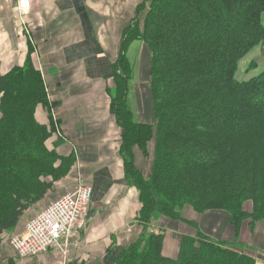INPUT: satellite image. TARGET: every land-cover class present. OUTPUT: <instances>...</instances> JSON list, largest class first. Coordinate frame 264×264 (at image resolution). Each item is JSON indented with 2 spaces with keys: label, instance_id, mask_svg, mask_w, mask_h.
Masks as SVG:
<instances>
[{
  "label": "trees",
  "instance_id": "trees-1",
  "mask_svg": "<svg viewBox=\"0 0 264 264\" xmlns=\"http://www.w3.org/2000/svg\"><path fill=\"white\" fill-rule=\"evenodd\" d=\"M263 47L264 0H146L138 6L107 91L122 134L124 177L138 192L143 229L111 264L264 260L242 240L245 229L254 235L264 227V69L254 59L248 78L239 77L241 62ZM143 53L149 56L153 123L138 120L134 102ZM39 106L47 110L49 126L39 123ZM52 110L30 57L0 74V246L75 161L56 152L62 140L52 151L46 145L55 130ZM137 150L151 159L148 170L137 167ZM186 207L201 215L226 213L231 237L205 233L183 217ZM166 222L195 231L181 237L176 258L163 254Z\"/></svg>",
  "mask_w": 264,
  "mask_h": 264
},
{
  "label": "crops",
  "instance_id": "crops-1",
  "mask_svg": "<svg viewBox=\"0 0 264 264\" xmlns=\"http://www.w3.org/2000/svg\"><path fill=\"white\" fill-rule=\"evenodd\" d=\"M19 1L0 0V74L24 65L28 57L33 60L43 75L53 107L55 130L46 145L52 151L56 141L62 140L56 152L64 159L73 155L75 161L68 173L56 174L53 187L23 216L15 232L23 233L39 211L81 185L91 186L93 195L60 248L26 259L19 258L15 251L0 250V264L10 259L15 264H111L139 239L143 229L137 220L142 208L138 192L124 177L122 134L111 113L107 88L113 84L112 66L119 58L124 30L146 0H29L27 15L22 11L19 14ZM141 56L145 60L134 89V102L138 120L153 123L149 56ZM257 58L259 69H264V47ZM36 116L39 123L49 126L43 106L37 108ZM135 156L138 168H151L150 158L138 150ZM47 181L51 183L53 178ZM183 217L218 239L232 235L226 213L201 215L186 207ZM164 230L163 254L170 258L178 256L183 235L195 234L183 223L166 222ZM242 240L263 252L264 227L254 235L245 230Z\"/></svg>",
  "mask_w": 264,
  "mask_h": 264
},
{
  "label": "built area",
  "instance_id": "built-area-1",
  "mask_svg": "<svg viewBox=\"0 0 264 264\" xmlns=\"http://www.w3.org/2000/svg\"><path fill=\"white\" fill-rule=\"evenodd\" d=\"M30 7L29 0H20L19 14L22 11L27 15ZM21 20L25 23L22 16ZM92 195L91 186L81 185L39 211L28 221L24 232L14 236L11 241L17 256L26 259L60 248L89 207Z\"/></svg>",
  "mask_w": 264,
  "mask_h": 264
},
{
  "label": "rangeland",
  "instance_id": "rangeland-1",
  "mask_svg": "<svg viewBox=\"0 0 264 264\" xmlns=\"http://www.w3.org/2000/svg\"><path fill=\"white\" fill-rule=\"evenodd\" d=\"M138 48H139V46H135V49H133V51H137L138 50ZM257 53H258V51L256 52H254L253 54H251L249 57H247L245 60H243L242 62H241V66H240V73H239V77L240 78H246L247 77V72H246V67H247V64H249V63H251L254 59H256V62H257V60H258V58H257ZM258 72V71H257ZM248 78V77H247ZM113 83V82H112ZM201 230H202V228H201ZM246 230V229H245ZM205 233H208L207 231H205ZM208 234H210V233H208ZM14 236H16V232L14 231V232H11V233H6L3 237V241H2V243H1V246H0V250L1 251H5V253L6 252H8V251H13L14 252V250L12 249V247H11V241H12V239H13V237ZM176 242L174 241V244H175ZM177 245V243L175 244V246ZM177 250V249H176ZM259 253H263L262 255H264V251L263 252H259ZM170 257V256H169ZM258 263L259 264H264V260H260V259H258Z\"/></svg>",
  "mask_w": 264,
  "mask_h": 264
},
{
  "label": "water",
  "instance_id": "water-1",
  "mask_svg": "<svg viewBox=\"0 0 264 264\" xmlns=\"http://www.w3.org/2000/svg\"><path fill=\"white\" fill-rule=\"evenodd\" d=\"M260 258V257H259Z\"/></svg>",
  "mask_w": 264,
  "mask_h": 264
}]
</instances>
